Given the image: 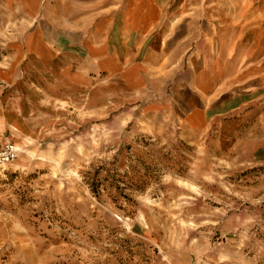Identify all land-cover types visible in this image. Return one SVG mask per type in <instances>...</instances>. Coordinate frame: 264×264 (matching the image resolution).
I'll list each match as a JSON object with an SVG mask.
<instances>
[{"label": "rangeland", "instance_id": "1", "mask_svg": "<svg viewBox=\"0 0 264 264\" xmlns=\"http://www.w3.org/2000/svg\"><path fill=\"white\" fill-rule=\"evenodd\" d=\"M55 1L28 26L58 46L20 44L26 23L0 15V143L16 148L0 164V264H264V111L236 120L229 83L193 126L178 104L198 96L177 97L204 56L264 75V0H153L169 37L130 52L136 81L87 45L127 0Z\"/></svg>", "mask_w": 264, "mask_h": 264}, {"label": "crops", "instance_id": "2", "mask_svg": "<svg viewBox=\"0 0 264 264\" xmlns=\"http://www.w3.org/2000/svg\"><path fill=\"white\" fill-rule=\"evenodd\" d=\"M53 3V8L56 6L57 12L60 14L66 13L65 8H70L69 6H71V4L67 6L65 3L57 2V0ZM120 5L118 0L116 2L106 0L103 8L113 7L117 9ZM159 9L153 0H127L123 5L122 11L117 13V18H114L113 22H109V17H107V21L102 22L100 30L90 35V42L88 41L87 45L95 49L99 48L101 53H88L101 57L102 70L109 72V65L112 63L111 69L116 70L122 78L131 75L134 81H136L137 76L139 79H145V73L147 72L145 65L141 61L131 58L130 52L134 54V49L141 46L145 36L152 32L158 33L160 37L159 48H161L162 38L163 40L168 39V29L163 31L157 25L158 16L161 13ZM43 12L44 8L39 4V0H0V15L7 17L17 14L21 16V21L26 23L24 34L20 40L22 45L29 43L28 41L32 39L40 40L42 44L47 46H58L57 43L51 41L50 35L45 32L41 24H35L32 29L28 26L30 17L32 18L33 15H39ZM68 13L72 14L71 11ZM3 29L4 31L8 29L7 23ZM9 35L11 36L12 34ZM98 40L99 43L96 42ZM95 45L98 47H95ZM105 50L107 53H105ZM227 58L229 57L227 56ZM162 59L163 57L155 60L151 58L149 67L159 68L163 63ZM216 59L215 61L214 59L211 60L210 56H204L200 59L192 60L195 71L191 75V83L188 76L182 75L181 85H179L180 92L177 91L178 102L182 100L179 94L182 95L191 88V91L198 96L197 100L202 105L191 107L187 101L178 104L179 108L185 111L183 117L186 118L189 124L198 126L202 118L204 119V111L206 110L203 96H214L221 90L222 86L226 87V84L230 83L228 86L232 89L230 90L231 103H233V97L236 100L230 110L236 112V120H243L245 124L252 122L259 112L262 113L264 111V94L262 93L264 75L261 71L254 70L253 67L236 71L228 68L224 64L228 61L219 55ZM186 73L189 72L187 71ZM170 101L172 103L171 99Z\"/></svg>", "mask_w": 264, "mask_h": 264}, {"label": "built area", "instance_id": "3", "mask_svg": "<svg viewBox=\"0 0 264 264\" xmlns=\"http://www.w3.org/2000/svg\"><path fill=\"white\" fill-rule=\"evenodd\" d=\"M15 156L16 148L11 143H0V164L12 161Z\"/></svg>", "mask_w": 264, "mask_h": 264}]
</instances>
